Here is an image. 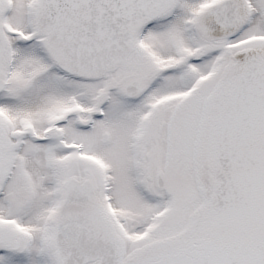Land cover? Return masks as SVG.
<instances>
[{"label": "snow or ice", "instance_id": "1", "mask_svg": "<svg viewBox=\"0 0 264 264\" xmlns=\"http://www.w3.org/2000/svg\"><path fill=\"white\" fill-rule=\"evenodd\" d=\"M0 264H264V0H0Z\"/></svg>", "mask_w": 264, "mask_h": 264}]
</instances>
